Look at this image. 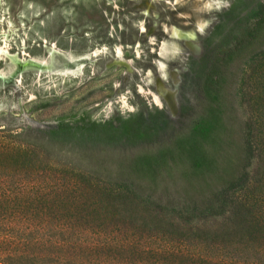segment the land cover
Masks as SVG:
<instances>
[{
  "label": "rangeland",
  "instance_id": "obj_1",
  "mask_svg": "<svg viewBox=\"0 0 264 264\" xmlns=\"http://www.w3.org/2000/svg\"><path fill=\"white\" fill-rule=\"evenodd\" d=\"M205 1L0 0V189L14 192L0 200V217L26 234L41 223L53 237L60 231L50 227L65 221L87 225L80 236L93 238L97 260L110 253L100 246L105 237L124 243L116 251L126 255L172 253L165 264L264 254V49L244 63L234 95L251 134L247 178L218 213L161 209L167 200L105 179L113 163L93 160V151L155 150L194 119L212 53L230 46L264 3L218 0L207 13ZM171 27L193 37L174 39ZM167 40L178 51H164ZM34 140L63 151L44 155L28 145Z\"/></svg>",
  "mask_w": 264,
  "mask_h": 264
},
{
  "label": "trees",
  "instance_id": "obj_2",
  "mask_svg": "<svg viewBox=\"0 0 264 264\" xmlns=\"http://www.w3.org/2000/svg\"><path fill=\"white\" fill-rule=\"evenodd\" d=\"M263 49L261 3L253 10L250 22L232 35L231 45L212 53L199 83V109L194 119L155 150L143 148L133 155L125 152L118 156L93 151V160L99 165L113 163V177L89 173L113 182L121 180L141 198L167 200L160 206L164 210L218 213L227 194L247 178V166L252 159L251 134L248 125L236 115L234 95L244 63ZM28 145L44 155L52 154L58 146L57 152L63 151L62 144L52 141L34 140ZM13 195V191L0 189V200ZM9 220L10 217H0V264H165L175 258L172 253L126 255L116 251L124 243L105 237L99 241L100 246L109 248L110 253L97 260L92 256L93 238L80 236L90 233L87 225L65 221L60 227H50L52 232L60 231L59 237H53L46 234L41 223L30 229L31 222L27 229L31 232L26 234ZM85 252L90 259L84 256ZM191 257L224 264H264L262 253Z\"/></svg>",
  "mask_w": 264,
  "mask_h": 264
},
{
  "label": "bare ground",
  "instance_id": "obj_3",
  "mask_svg": "<svg viewBox=\"0 0 264 264\" xmlns=\"http://www.w3.org/2000/svg\"><path fill=\"white\" fill-rule=\"evenodd\" d=\"M219 3V5H220V2L218 1V0H207V1H205L204 3H203V5H204V8H205V10H206V12L207 13H209V12H211V11H213V10H217V9H219L220 8V6L219 7H217V4ZM197 28L199 29H201L202 28V26H201V24H199L198 26H197ZM197 32H198V30L197 29H195ZM195 31V32H196ZM193 31H181V30H179L178 28H176V27H171L170 28V30L168 29V34H170L171 36H172V38H174V39H179L180 41L181 40H183V39H187V38H189V37H193ZM177 42V41H176ZM176 42H173V41H169V40H167V41H164L163 42V44H162V49L164 50V51H166V52H170V53H173V52H176V51H178V49H179V47H178V45H177V43ZM178 43H180V42H178ZM181 47V46H180ZM141 89V88H140ZM142 90V89H141ZM155 98V101H156V104L158 105V106H162V103H161V101H160V99L158 98V97H154Z\"/></svg>",
  "mask_w": 264,
  "mask_h": 264
},
{
  "label": "clouds",
  "instance_id": "obj_4",
  "mask_svg": "<svg viewBox=\"0 0 264 264\" xmlns=\"http://www.w3.org/2000/svg\"><path fill=\"white\" fill-rule=\"evenodd\" d=\"M220 5H219V3L217 4V7H219Z\"/></svg>",
  "mask_w": 264,
  "mask_h": 264
}]
</instances>
